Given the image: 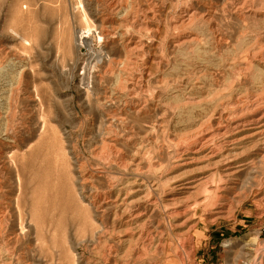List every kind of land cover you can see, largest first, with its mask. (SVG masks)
<instances>
[{
    "label": "rangeland",
    "instance_id": "obj_1",
    "mask_svg": "<svg viewBox=\"0 0 264 264\" xmlns=\"http://www.w3.org/2000/svg\"><path fill=\"white\" fill-rule=\"evenodd\" d=\"M263 112L264 0H0V264H264Z\"/></svg>",
    "mask_w": 264,
    "mask_h": 264
},
{
    "label": "bare ground",
    "instance_id": "obj_2",
    "mask_svg": "<svg viewBox=\"0 0 264 264\" xmlns=\"http://www.w3.org/2000/svg\"><path fill=\"white\" fill-rule=\"evenodd\" d=\"M80 38H82V39L83 38H88L86 41H84V43L89 47V51L95 52V54L94 53L90 54L91 57L89 59H92L93 61L97 60L99 58V55L101 54L100 46L99 45L97 46L96 44H94L92 42V39H89V35L86 34V33H83V36H81ZM85 67H86V65H85ZM261 109H263V108L261 107ZM244 126H246V128H244L243 131H241V132L237 133L236 135H234L232 137V139H230L229 142H227L228 144H226V145L228 147H231V148L224 150L222 153H220V152L218 153V151L216 152L213 147H209L207 149V152L203 151L202 153H199L200 150L196 149L193 153L200 154L199 155L200 157L198 156L197 159H206L207 162H208L207 166L216 165V167H217V165H219L222 168V173H224V175L226 177H228V175H231L232 172H237L238 171V168L240 166L239 164H241V162L244 160V159L241 160L242 157H240V156L242 154L239 155V154H236L234 152L235 148H237V146H239V145L245 144L248 141L251 143V142H253V140L258 138V136H261V135L264 134V112L257 119H254V120H249L248 119V120H246V125H244ZM262 145L264 146V143ZM242 153H245V152H242ZM193 158L194 157L184 158L183 160H181V164L185 165V164L189 163L190 160H193ZM195 181L196 180H194L193 178H187L184 181H182V183L178 184L180 186L179 189L190 188L192 186V184H194ZM135 191L136 192L139 191V188H136ZM225 246H228V244H226Z\"/></svg>",
    "mask_w": 264,
    "mask_h": 264
}]
</instances>
